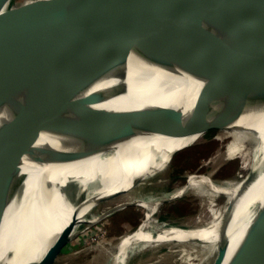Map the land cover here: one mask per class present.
I'll use <instances>...</instances> for the list:
<instances>
[{
  "label": "water",
  "instance_id": "water-1",
  "mask_svg": "<svg viewBox=\"0 0 264 264\" xmlns=\"http://www.w3.org/2000/svg\"><path fill=\"white\" fill-rule=\"evenodd\" d=\"M11 1L0 0V27L15 33L0 50V235L12 208L16 204L17 216L21 206L24 167L73 162L76 139L90 118L109 117L155 134L190 120L238 119L264 102V0ZM131 67L199 81L217 93L128 114L115 98L130 91ZM220 128L204 124L187 131ZM46 186L48 196L27 214L25 231L12 232L22 238L24 252L30 242L44 247L38 260L24 264H54L78 220L71 215L59 233L50 231V218L70 209L49 204L60 185L48 176ZM61 193L73 204L84 191L66 186ZM240 247L224 263L223 246L213 264H237Z\"/></svg>",
  "mask_w": 264,
  "mask_h": 264
},
{
  "label": "bare ground",
  "instance_id": "bare-ground-1",
  "mask_svg": "<svg viewBox=\"0 0 264 264\" xmlns=\"http://www.w3.org/2000/svg\"><path fill=\"white\" fill-rule=\"evenodd\" d=\"M14 36L12 31L0 27V50ZM127 79L130 91L115 100L124 106L120 111L128 114H149L217 93L215 87H206L199 81L181 80L162 72L147 73L133 67ZM204 124L221 127L216 137L223 141L227 139L224 144L226 157L241 159L239 176L216 181L210 174L194 173L188 176L186 186L157 196L145 194L147 188L165 174L172 162V154L191 147L201 138L202 134L188 135L187 129ZM102 139L109 143L102 146ZM250 143H253L251 148ZM245 170L247 173L243 175ZM23 171L27 179L21 206L17 216H14L16 204L12 208L10 222L4 223L0 235V264L32 263L42 256L44 247H32L31 242V247L22 251V238L13 236L12 232L25 231L29 222L27 214L43 205V197L48 196V176L60 185L51 191L49 204H56V207L62 204L70 209L65 215L62 212L63 217L61 215L59 219L56 216L50 218V231L55 234L68 224L71 215L91 224L106 219L116 208L136 201L154 212L161 201L157 197L180 196L187 188L208 199L209 219L202 221L199 215V223L195 226L180 221L169 226L163 224L155 231L150 227L156 217L148 216L137 229L120 239L110 256L111 264H126L130 255L164 241L180 243L186 257L184 261L188 263L195 258L192 253L196 250L204 259L215 257V263L223 255L222 247L227 245L225 263L237 244H241L237 264H264V102L252 105V109L238 119L214 116L190 120L155 134L113 118L92 117L76 139L73 162L50 169L24 167ZM66 186L79 187L84 194L69 204L60 194V189ZM220 195L225 196V201L217 207L216 200ZM101 203L107 205L98 214L91 213Z\"/></svg>",
  "mask_w": 264,
  "mask_h": 264
},
{
  "label": "rangeland",
  "instance_id": "rangeland-1",
  "mask_svg": "<svg viewBox=\"0 0 264 264\" xmlns=\"http://www.w3.org/2000/svg\"><path fill=\"white\" fill-rule=\"evenodd\" d=\"M26 1L12 0L10 4L21 6ZM217 133V129H210L191 147L177 151L165 174L157 178L155 184L144 193L157 196L165 191H173L185 186L188 176L194 173L210 174L216 181L239 176L242 169L241 159L226 157L224 144L227 139H218ZM249 146L251 148L253 143ZM246 173V170L242 171L243 175ZM157 198L161 201L154 212L136 201L116 210L106 219H99L91 224L77 220L69 243L57 254L54 264H111L110 256L120 239L137 229L148 216L156 217L150 227L155 231L163 224L169 226L180 221H188L190 226H195L199 223V215L202 216V221L209 219L208 199L202 198L191 188H187L180 196ZM199 200L204 201L201 203ZM224 201V195L218 196L216 206H221ZM105 205L107 203H101L91 213L98 214ZM182 248L176 241L151 244L146 250L130 255L126 264H212L214 261L215 257L204 259L196 250L197 252L192 253L195 258L190 260L191 263L185 262Z\"/></svg>",
  "mask_w": 264,
  "mask_h": 264
}]
</instances>
